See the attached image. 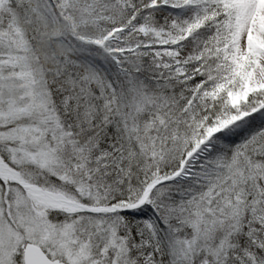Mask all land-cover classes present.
Instances as JSON below:
<instances>
[{"label":"snow or ice","instance_id":"obj_1","mask_svg":"<svg viewBox=\"0 0 264 264\" xmlns=\"http://www.w3.org/2000/svg\"><path fill=\"white\" fill-rule=\"evenodd\" d=\"M0 264H264V0H0Z\"/></svg>","mask_w":264,"mask_h":264}]
</instances>
